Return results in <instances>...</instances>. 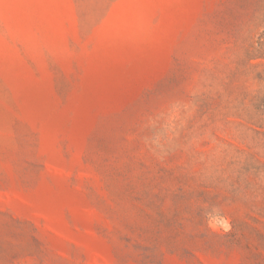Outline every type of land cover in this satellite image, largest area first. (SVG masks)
I'll use <instances>...</instances> for the list:
<instances>
[{
  "label": "rangeland",
  "instance_id": "rangeland-1",
  "mask_svg": "<svg viewBox=\"0 0 264 264\" xmlns=\"http://www.w3.org/2000/svg\"><path fill=\"white\" fill-rule=\"evenodd\" d=\"M0 264H264V0H0Z\"/></svg>",
  "mask_w": 264,
  "mask_h": 264
}]
</instances>
